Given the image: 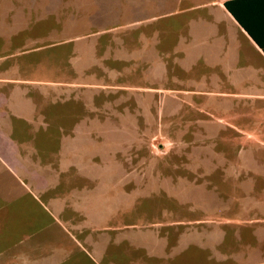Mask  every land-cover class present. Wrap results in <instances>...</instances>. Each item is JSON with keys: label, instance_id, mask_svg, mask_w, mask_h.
<instances>
[{"label": "rangeland", "instance_id": "1", "mask_svg": "<svg viewBox=\"0 0 264 264\" xmlns=\"http://www.w3.org/2000/svg\"><path fill=\"white\" fill-rule=\"evenodd\" d=\"M158 1L0 0V35L12 40L0 45V88L12 90L1 82L15 80L28 97L22 101L15 87L12 114L35 111L28 125L13 119L28 154L15 173H0V182L7 180L9 195L29 190L30 150L42 156L43 177L53 169L61 182L81 175L77 183L91 181L81 189L107 191L114 202L119 179L130 194L129 213H109L106 223L134 225L146 237L123 232L129 243L108 250L116 264H264V105L239 99L232 86L210 84L201 62L186 66L194 54L180 46L182 32L167 28L189 13L181 12L183 0ZM154 46L161 62L149 54ZM68 191L65 183L58 188L60 196ZM46 197L39 200L48 206ZM23 198L22 225L29 226V196ZM82 207L92 222L97 212ZM54 217L48 230L74 245L63 237L67 223ZM11 221L4 202L0 240H8ZM143 240V249L135 246ZM76 247L65 252H83ZM45 248L65 253L60 244ZM7 255L0 264H10Z\"/></svg>", "mask_w": 264, "mask_h": 264}, {"label": "crops", "instance_id": "2", "mask_svg": "<svg viewBox=\"0 0 264 264\" xmlns=\"http://www.w3.org/2000/svg\"><path fill=\"white\" fill-rule=\"evenodd\" d=\"M225 1L227 0L180 1L182 2L181 12L189 14L185 17L182 24L171 19L167 30L169 32H182L183 39L180 42V46L184 47L187 52L194 54L190 58L191 61L186 62V66H191L192 64L190 63L193 61H199L207 70L206 79L210 84L232 86L237 89V92L232 94L239 99L251 100L253 103L264 105V0H250L248 4H244L246 11L242 16L245 22H248L252 36L226 11L224 8ZM153 3L162 4L163 2L153 0ZM140 4H142V0H138V5L140 6ZM150 19L152 20L153 18ZM171 22L175 23L171 24ZM142 33L138 34V43L141 41ZM148 34L153 38L157 36L156 32H149ZM7 36L9 38L4 42L0 35V45L3 47H5L6 42L8 47L12 43L10 39L11 35L8 34ZM161 53L162 50L156 46L149 52L153 60L156 59L160 62L163 60ZM2 58V61L5 62L6 56ZM163 67L160 64L158 66L159 69ZM1 83L12 84L13 89L11 90L8 87L6 91H1L0 88V114L2 113L7 117L6 125H0V173L4 174V172H7L12 175V172L15 173L16 166L19 167L20 163L23 165L22 155L28 154L24 152V148L18 141V137H15L16 134L14 133L17 132L19 134V130L13 126V119H17L28 125L27 116H29V113L30 116L35 115V111L28 109V111H22V115L20 114L19 116L12 114L9 109L12 93H15L18 88L19 95L25 103L28 102V97L24 92L20 91L19 86H17L18 83L15 80L2 79ZM168 90L172 91V89ZM58 134L59 136L57 137L61 140L60 131ZM41 157L38 152L36 153L34 150L29 151V190H26L25 185L20 183L25 191L20 189L19 194L9 195L10 185L7 183V180L2 181L3 183L0 182V205L4 202L9 203L10 217L13 218V221L9 225L8 240H0V261L6 260L4 255L8 254L7 258L10 264H116L115 260L119 258L108 254V250L111 245H121L124 242L129 243L131 236L130 238L127 236V239L123 235V232L134 231L135 233H142L143 235H141L139 240L145 239L146 233L144 230L134 225L122 224L113 226L106 223L109 213L113 217L114 214L124 215L129 213L127 200L130 194L124 191L122 188L123 184L119 179L115 180V182H120V185L116 191L118 193V201L114 202L107 196V191L99 193L94 190L81 189L82 187H89L91 182L89 181V184L77 183L82 180L81 175L65 178L61 182L58 173H55L53 169L47 172L46 176L48 178L43 177L40 175L42 173L39 174L40 166L44 163ZM2 160L4 163L1 162ZM9 180L11 182L10 178ZM64 183L67 185L69 191L67 195L60 196L58 188L63 186ZM52 190L56 192L51 193ZM26 195L29 196L27 198L29 199V226L22 225L20 214L21 207L23 206L21 201L26 200V198H23ZM39 196H47L48 206L40 202ZM8 200H11V202H8ZM126 202L127 204L124 207ZM24 206H27V202L24 203ZM82 206H84L85 211L94 209L97 212V216L92 222H89L88 217L82 214ZM69 210L72 213L67 212ZM17 216L19 217V222L15 221V219L17 220ZM54 216H60L67 223L68 228L67 231L63 229V237L68 235V240L74 245L67 246L66 243H63V240L56 237L57 231L50 232L48 230L52 227V224L56 223ZM75 217H80L82 221L76 220ZM93 233L105 236L102 239H95L92 237ZM117 233L121 234V238L119 240H112L113 236L110 235ZM137 236L140 237L139 234ZM76 240L82 241L79 244ZM140 242H143V244H139ZM140 242L136 243L137 245L135 246L143 249L142 246L146 242L145 240ZM154 243L164 248L169 245V242L167 243L166 240H154ZM53 244H60L63 252L68 247L72 250L76 246L83 252H72L70 254H67V252L62 254L55 253L54 255H51L49 252L46 253L45 250L47 248L45 246L49 247ZM150 253L144 252L143 254L150 255Z\"/></svg>", "mask_w": 264, "mask_h": 264}, {"label": "trees", "instance_id": "3", "mask_svg": "<svg viewBox=\"0 0 264 264\" xmlns=\"http://www.w3.org/2000/svg\"><path fill=\"white\" fill-rule=\"evenodd\" d=\"M250 0H227L224 2V8L231 16L237 21V23L252 36V32L248 25V22H245L242 14L246 11V6Z\"/></svg>", "mask_w": 264, "mask_h": 264}]
</instances>
